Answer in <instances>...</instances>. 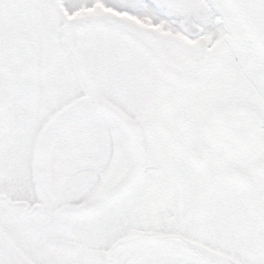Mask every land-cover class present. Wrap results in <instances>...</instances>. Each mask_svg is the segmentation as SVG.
Wrapping results in <instances>:
<instances>
[{
	"label": "snow or ice",
	"instance_id": "obj_1",
	"mask_svg": "<svg viewBox=\"0 0 264 264\" xmlns=\"http://www.w3.org/2000/svg\"><path fill=\"white\" fill-rule=\"evenodd\" d=\"M0 264H264V0H0Z\"/></svg>",
	"mask_w": 264,
	"mask_h": 264
}]
</instances>
